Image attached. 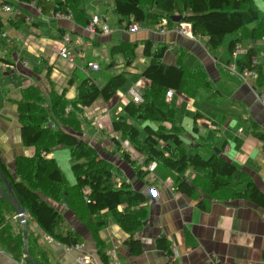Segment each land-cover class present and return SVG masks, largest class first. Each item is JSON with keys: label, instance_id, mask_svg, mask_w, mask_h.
I'll return each mask as SVG.
<instances>
[{"label": "crops", "instance_id": "crops-1", "mask_svg": "<svg viewBox=\"0 0 264 264\" xmlns=\"http://www.w3.org/2000/svg\"><path fill=\"white\" fill-rule=\"evenodd\" d=\"M92 1L100 3L102 0ZM254 3L261 11V20L228 34L216 51L209 49L208 37L180 33V22H175L171 17L165 18L168 29L166 32L159 31L160 26H148L146 21L140 22V30L130 32L127 27L130 17L122 22L119 20L114 12V0L113 12L121 25L116 29L111 28L108 34H92L87 31L86 26L93 16H88L87 12L88 21L81 23L74 18H48L35 5L19 4L26 22L11 23L8 19L15 18L16 15L6 12L7 21L12 26H9V31L13 39L10 43L7 41V46L1 43L4 51L11 52L12 58L4 57L0 52V156L14 171L17 156L35 154V147L25 146L21 137L16 100L20 99L23 88L37 84L44 93L47 91L50 95L49 79L46 76L48 71L55 90L58 93L65 90L69 98L76 96L77 87L84 77L91 76L102 86L111 75L108 78H97L92 74L101 71V64L97 60L101 56L99 46L109 44L111 54L113 45L127 41L137 44V47L132 65H127L124 55L120 54L125 66L122 72H127V82L131 81L132 86L137 84L144 93L151 82L142 76V72L151 58L144 53L143 41L151 39L155 46L166 45L163 63L182 66L187 72H203L206 80L212 84L211 89H201L193 96L174 90L173 96L168 99L175 108L177 121L183 126L181 135L185 146L190 152H199L206 158L216 152L222 153L236 166L233 174L236 190L244 192L249 182H252L264 192V105L257 98V93L264 89L261 83L264 84V31L259 29L257 38L250 37L253 28L263 23L264 0H254ZM144 8L150 12H160L147 6ZM27 17H30L29 21ZM5 20L3 17L4 23ZM187 27L191 30V25ZM65 33L74 41L76 55L73 61L64 60L52 47L54 41ZM46 36L51 37L49 47H45L48 42ZM239 37L244 38L236 48H240V51L231 53V42ZM252 47L255 49L258 65L262 67L263 78L242 71L238 64ZM116 55L111 54L112 60ZM88 62L99 63L100 69L84 70L82 66L87 67ZM57 63L63 66L57 67ZM39 64L45 67L44 73L34 71ZM114 64H117L115 60L108 66ZM54 71L59 72L58 78L53 77ZM48 99L51 102V96H47V101ZM129 101H132L129 90L123 89L108 102L102 98L97 99L91 107L86 108L93 119L86 122L81 137L95 147L101 157L120 167L133 189L147 195V200L140 205L147 209L145 221L133 234V238L140 239L143 244L142 253H131L130 247L125 243L131 238V234L120 226L114 216H110L107 226L98 231L104 247L103 253L107 257L105 260L85 221L67 203L49 199L61 213L67 229L75 230L80 235L84 248L77 250L53 236L47 238L48 235L44 232H40L39 238L34 233L31 235L32 250L41 264H82L81 255L88 257L89 264H110L115 258L120 264H208L211 256H216L219 264H264L263 205L244 196L231 199L225 198L228 195L223 196L224 198H210L200 188L193 196L179 193L176 190L177 182L168 169H161L160 178L152 172L138 176L120 154L110 153L115 143L111 139L112 133L110 137L105 135L106 131L109 132L107 129H111L106 124L107 119L124 114V107ZM167 125L170 127L169 123ZM60 128L65 126L61 125ZM101 142L104 149H101ZM63 149L62 146L55 148L49 157L57 160L56 153ZM133 157L138 161L137 165H142V156L134 153ZM70 159L73 164V157ZM143 169L147 171V166L143 165ZM206 173V169L197 168L189 170L187 176L193 179L198 174ZM164 175H168V178L164 179ZM69 181L74 184L75 176ZM123 207L121 205L119 209L122 210ZM26 216L31 218L29 212ZM31 223L32 227L37 228L35 221L31 220ZM160 237L166 238L169 252L158 247L157 240ZM35 238L40 242V248ZM25 251L22 258L17 259L0 246V264H28V249L25 248Z\"/></svg>", "mask_w": 264, "mask_h": 264}, {"label": "trees", "instance_id": "trees-1", "mask_svg": "<svg viewBox=\"0 0 264 264\" xmlns=\"http://www.w3.org/2000/svg\"><path fill=\"white\" fill-rule=\"evenodd\" d=\"M10 1L15 10L20 9V13H16L15 18L10 17L8 21L13 24L26 22L19 4ZM21 1L31 3L35 0ZM114 1V12L119 16V20L122 22L126 17H130L127 27L135 21H146L148 26L156 28L165 18L177 12L182 16L180 22L190 23L193 35L208 37V47L211 51H216L228 34L261 20V11L254 0ZM36 2L44 15H50L52 11H61L71 13L75 21L81 23L88 21L86 0H36ZM145 6L160 12H150L144 8ZM3 25V16H0V30ZM263 28L264 20L261 26L253 28L250 37L257 38L258 30L264 31ZM243 39L239 37L231 42V53H234ZM143 43L144 53L151 58V62L142 72V76L149 79L151 84L144 89L141 103L129 101L124 107V114L111 118V128L116 133V136L111 137L115 143L113 152L120 153V157L134 168L138 176L152 172L160 178L161 169H168L177 182L176 190L179 193L193 196L200 188L210 198H224L223 196L228 195L225 198L231 199L244 196L264 206V192L252 182H249L244 192L234 188L233 174L236 166L222 153L216 152L206 158L199 152H190L185 146L181 135L183 126L175 117V108L168 100L167 92L172 88L187 96H193L201 89H211V82L206 80L203 72H196L197 70L187 72L182 66L163 63L166 45L155 46L151 39H146ZM136 47L137 44L122 41L112 46L111 54H123L126 64L132 65ZM255 56L256 52L252 47L238 64L242 71L255 70L257 76L263 78L262 67L253 63ZM2 59L9 62L6 58ZM44 68L39 64L35 66L34 71L44 73ZM46 76L50 85L52 113L65 128H56L53 125L52 115L47 106V96L39 85L31 84L22 89L21 97L16 100V104L23 144L35 147V154L17 156L14 171L0 156V169L11 183L21 204L31 215L26 222L29 254L37 264H41L32 250L31 235L34 233L39 238L40 232H44L71 246L81 243L80 235L75 230L67 229L61 213L49 199L67 203L70 209L85 221L98 243L100 255L105 260L107 257L103 253L104 247L98 231L107 226L110 216H114L120 226L131 234V238L125 242L131 253H142L143 244L140 239H134L133 234L145 221L147 209L141 208L140 205L147 200V195L133 189L121 168L101 157L96 148L80 136L86 124V119L84 120L82 116L83 110L91 107L99 98L106 102L113 99L126 84L127 72L111 75L102 86H99L93 77H84L77 87L74 98L67 97L65 90L58 93L49 78V71ZM124 140H128V148H123ZM59 146L68 148L74 159L72 164L74 184L70 183L57 160L47 156ZM134 153L142 156V165H137ZM152 162H156L153 171L148 169ZM143 165L147 166V171L143 169ZM197 168L206 169L207 173L189 179L187 172ZM164 176V179L168 178V175ZM0 184L3 185L1 178ZM121 205H124L122 210L119 209ZM31 220L37 223V228L32 227ZM23 230L24 223L16 216L9 200L0 194V246L17 259H21L26 252ZM35 242L40 248V242L36 238ZM157 245L170 251L165 237H160ZM27 262L32 264L30 260Z\"/></svg>", "mask_w": 264, "mask_h": 264}, {"label": "rangeland", "instance_id": "rangeland-1", "mask_svg": "<svg viewBox=\"0 0 264 264\" xmlns=\"http://www.w3.org/2000/svg\"><path fill=\"white\" fill-rule=\"evenodd\" d=\"M85 5H86V12H87L88 16L93 15V13H97L101 17L102 22L107 20V22H108L107 24L109 25L110 29L111 28L112 29H116V28H118L119 25H121V24L118 23V19L116 17V14L113 12L112 0H102L100 3H94L92 0H86V4ZM0 15L3 16L6 19L2 29L0 30V52H1L2 55H4V57L7 56V58H12L11 52L10 51H4L2 49V47H1V43L3 44V46H7L8 45L7 41L10 43V41L13 39V36L10 33V31H9V29H10L9 26H11V25L7 21V15L8 14H6L3 11L0 10ZM104 18H105V20H103ZM42 27H43V25H42ZM122 27H124V25ZM3 36L6 38V40H5V38H3ZM7 36H8V38H7ZM46 37L48 39V42H47V46H45V47H49L50 46V42L49 41H50L51 37H49V36H46ZM111 43H112V40H111ZM92 45H93V43H92ZM99 47H100L101 56L97 60L101 64V71L96 72V73L93 72L92 73L93 75H95L97 78H101V77H104V78L107 77L108 78L110 75H115V74H118V73H120V72L125 70V66L122 63V56L120 54H117L116 56H114V60H115V62L117 64H114L111 67L108 66V64L111 61L114 62V60H112L111 54L109 53V49L111 47L109 44H103V45H100ZM30 60L33 61V59H30ZM62 66L63 65L57 63V67H62ZM70 66H72V65H70ZM58 73H59L58 71H54L53 72V77L58 78ZM86 76H88V74H86ZM80 78H82V77L80 76ZM130 86H132V82L128 81L123 87H121V89L128 91V90H130L129 89ZM135 86H137V84H135ZM45 95L50 97V95H48L47 91L45 92ZM47 106H48V108L50 110V113L52 115L53 125L56 126V128H60L61 124L54 117V115L52 113L50 99H48V101H47ZM67 109L70 112V107H68ZM69 112H68V114H69ZM82 116H83L84 120L86 119V122H91L90 119H93V117H91V114H88L86 112V109L83 110ZM106 124L111 126L112 125L111 120L107 119V123ZM107 130H109V132L106 131L105 135L108 134V136L110 137L111 136L110 133H112V136H116V133H114L112 131V128L111 129H107ZM105 135L103 137H105ZM127 141L128 140H124L123 141V148L124 147H126V148L129 147V145L126 146L127 144H129ZM102 144H103V142H101V145H100L102 147L101 149H104ZM63 148H64L63 150H60V151H58L56 153V157H57V160H58L57 162H58L59 166L61 167V169L63 170V172L65 173L66 177L69 180H72L74 178V176L72 174V162H71V159H70L72 157L70 156V152H69L68 148H66V147H63ZM114 150H115V147L111 151L110 150H106V151H110V153H113L114 155L120 154V153L113 152ZM47 156L49 157V155H47ZM47 238H51V236H49Z\"/></svg>", "mask_w": 264, "mask_h": 264}, {"label": "built area", "instance_id": "built-area-1", "mask_svg": "<svg viewBox=\"0 0 264 264\" xmlns=\"http://www.w3.org/2000/svg\"><path fill=\"white\" fill-rule=\"evenodd\" d=\"M50 1H53V0H50ZM14 2H16L17 4L25 3V2H22L21 0H14ZM30 4L35 5L39 9V11L42 13V9H41V7H39L37 5L36 1H33ZM0 10L5 12V13L6 12L7 13H13V14L20 13V9L15 10V8L13 7V4L11 3V1L9 2V0H5V1L0 0ZM46 17L57 18V19H68V20L73 19V15L71 13H63L61 11H57V12L52 11L51 14L46 16ZM29 19H30V17H27L28 21H29ZM188 25H190V24L186 23V22H180V25L178 27V31L180 33H183V34L192 35L191 30L189 29V27H187ZM86 29L88 32H90L92 34H96V33L108 34L110 32L109 25L107 24L106 21L102 22L101 17L98 14H93V16L91 17V19L89 20V22L86 26ZM128 29L130 32H136V31L141 29V23L135 21L128 27ZM167 30L168 29H167V26L165 24V19H164L160 25L159 31L166 32ZM7 38H8V36H7ZM73 42L74 41L71 38V36L68 33H65L62 35L61 38L56 39L54 41L52 47L55 49V51L58 52V54L61 58H63L64 60L73 61L74 57L76 55V52L74 51ZM237 51H240V48L236 49L234 51V54H236ZM253 63L258 64V59L254 58ZM82 68L84 70H87L88 68H90L92 70H99L100 64L97 62H88L87 67L82 66ZM246 71L251 75L257 74V72L255 70H246ZM173 94H174L173 89L168 90L167 98L170 99L173 96ZM129 95H130V98L133 102L141 103L143 101V92L140 90V88L138 86H135V85L132 86L129 90ZM257 98L264 105V89L261 92L257 93ZM128 145L129 144H127L126 146H128ZM155 167H156V162H152L148 166V169L153 171L155 169ZM72 248H76L77 250H82L84 248V244L78 243V244L72 246ZM177 255L178 254L176 253V257H177ZM173 257L176 258L175 256H173ZM80 262L82 264H89L90 263L88 257L85 255H81ZM110 264H120V262L115 258ZM208 264H219L216 256H211Z\"/></svg>", "mask_w": 264, "mask_h": 264}, {"label": "water", "instance_id": "water-1", "mask_svg": "<svg viewBox=\"0 0 264 264\" xmlns=\"http://www.w3.org/2000/svg\"><path fill=\"white\" fill-rule=\"evenodd\" d=\"M171 18L175 21V22H180L182 16L179 14H174L171 16ZM0 178L2 179L3 185L0 184V194L6 198L7 200H9V202L11 203V205L13 206V208L15 209V213L16 216L19 217L22 222L24 223V236H23V240H24V244H25V248L27 250V237H28V233H27V227H26V222H27V209L24 205L21 204L20 199L17 197V195L15 194L13 187L11 185V183L9 182L8 178L4 175L3 171L0 169ZM27 257L30 260V262L32 264H37L35 262V260L32 258V256L27 252Z\"/></svg>", "mask_w": 264, "mask_h": 264}]
</instances>
